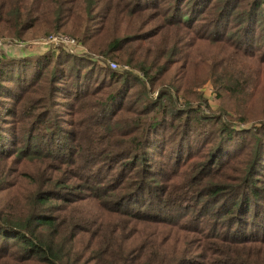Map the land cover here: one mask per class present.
<instances>
[{
    "label": "trees",
    "instance_id": "16d2710c",
    "mask_svg": "<svg viewBox=\"0 0 264 264\" xmlns=\"http://www.w3.org/2000/svg\"><path fill=\"white\" fill-rule=\"evenodd\" d=\"M34 30L86 54L0 53V264H264V59L247 51L264 0H0V42ZM207 81L230 109L203 113ZM89 97L80 136L46 104Z\"/></svg>",
    "mask_w": 264,
    "mask_h": 264
},
{
    "label": "rangeland",
    "instance_id": "374dc122",
    "mask_svg": "<svg viewBox=\"0 0 264 264\" xmlns=\"http://www.w3.org/2000/svg\"><path fill=\"white\" fill-rule=\"evenodd\" d=\"M233 26H231L229 29H232ZM56 33H46V34H40L38 33L36 30L28 32L27 36L18 42H0V53L2 52H11L14 53L16 52H20V53H35L37 51H41V48L39 49L38 47H34L33 46V42L37 41L39 39L45 38L46 36H50V35H55ZM56 35H60V36H65L67 38H70L68 35L66 34H61L58 33ZM260 37V36H259ZM71 39V38H70ZM73 40H75L73 38ZM19 45H21L20 47H18ZM205 49H207L206 47H204ZM45 50V49H44ZM59 51H65L67 53H72V54H86L85 53V49L79 45H77V48H70V49H62L61 48H57V49H50L49 52L56 54ZM249 55H255L256 58H260V59H264V46L263 43H261L260 46H258L257 48L251 49V50H247ZM108 62H112L116 65L115 69H125L123 68V66H119L118 64H116L113 61H107L105 62L106 64ZM52 65L50 64L49 67H47V69L44 71L43 73V78L48 79L49 76V70L50 67ZM94 87V88H93ZM47 88V87H46ZM200 88V89H199ZM196 91L198 93H200L202 95L203 100H201L203 102L204 108H203V113L205 115L208 116H215L218 115L220 113H222L223 110H227L230 109L232 106V99L231 96L229 94L223 93V92H217V90H215L214 87L211 86L210 82H205L204 84H202ZM90 89L92 90L91 92L96 93L97 94V98L100 99L103 94L108 93L110 91V89H106L103 88V85H92L90 87ZM45 92H43L42 94H46L48 92L47 89L44 90ZM264 94V91L260 92L259 95ZM37 97V95L33 96ZM91 97V96H90ZM87 98L85 101V104H79L76 106H73V108L71 110H69V108L73 105V102H68V107H66V105H64L62 107L63 104H60V107H54L52 109L50 103H46L47 107L50 109V113L52 114V116L55 118V123L58 125V127L66 129L68 131H74L77 133L78 136L81 135L83 130H87L88 128H83V124L84 122L87 120L86 118V114L84 111L89 112L90 109V105H91V98ZM93 98L95 97L94 95L92 96ZM53 100L58 101L59 103L65 102L61 97L57 96V95H53ZM231 99V100H230ZM259 100L264 101V95L262 97H258ZM69 101V100H66ZM70 106V107H69ZM74 112H77L78 115H73ZM91 113H96V109H92L90 111ZM261 112H264V106L262 105H258L257 107H255L254 109L251 110V116L255 117L256 119L261 117ZM264 119V118H262ZM240 127H245V128H250L254 125L253 122H248V123H234ZM8 127V125H7ZM39 129L43 130L44 126H39ZM9 129L14 130L15 131V135L17 138H19V141L21 142L19 144V146L21 147L22 145V141L23 138L21 136V131L23 130V126L18 125L15 121H11L10 122V127ZM180 133H178V137L177 135H175V137L173 139L176 138H180ZM188 144V143H187ZM190 146L193 147L194 143L193 140L191 142H189ZM71 145V144H70ZM74 145V144H72ZM172 145H173V141H172ZM210 147V146H208ZM208 147L205 148H201L200 152H199V156L195 159H193L192 161L195 163L198 162H202L204 160H206V156L205 153L208 149ZM75 150V149H74ZM157 163L160 161L161 164L163 166L166 167L167 170H170V164L164 160L161 157H157L156 158ZM68 168V166H62V168Z\"/></svg>",
    "mask_w": 264,
    "mask_h": 264
},
{
    "label": "built area",
    "instance_id": "2783aa9c",
    "mask_svg": "<svg viewBox=\"0 0 264 264\" xmlns=\"http://www.w3.org/2000/svg\"><path fill=\"white\" fill-rule=\"evenodd\" d=\"M19 45L18 47H20ZM34 47H38L41 50L44 49H70V48H77V44L73 39L67 38L65 36L60 35H48L45 38L39 39L33 42ZM107 66L110 69H115L116 65L112 62H108Z\"/></svg>",
    "mask_w": 264,
    "mask_h": 264
}]
</instances>
